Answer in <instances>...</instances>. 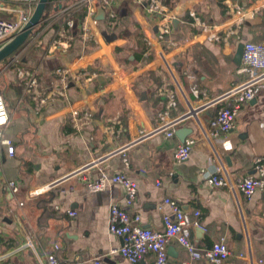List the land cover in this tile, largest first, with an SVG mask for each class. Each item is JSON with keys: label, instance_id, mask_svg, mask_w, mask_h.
<instances>
[{"label": "crops", "instance_id": "1", "mask_svg": "<svg viewBox=\"0 0 264 264\" xmlns=\"http://www.w3.org/2000/svg\"><path fill=\"white\" fill-rule=\"evenodd\" d=\"M61 1L53 3L51 15L43 19L27 48L22 49L23 53L31 51L24 66L38 76L40 99L53 85H61V70L68 69L72 77L64 96H56L45 106L36 98L35 102L26 97L10 111L4 139L11 141L15 153L10 157L4 148L1 152L0 264H48L47 253L55 244L60 245L57 255L65 263L131 264L120 254L109 255L124 243L123 236L111 232L109 222L111 206L123 207L122 185L109 179L90 188L79 175L64 180L45 199L19 206L2 182L17 181L26 190L62 178L97 159H103L101 166L86 171L90 181H98L102 175L111 178L127 174L138 184L137 201L126 209L132 219L139 217L138 225L163 231V216L170 209L160 205L169 198L197 222L191 229V240L198 250L210 249L226 238L231 256L216 264H252L251 259L263 257L264 190H257L248 199L240 191L211 186L206 179L219 165L235 183L260 176V159L264 167L263 91L243 103L234 129L226 135L219 132L207 140L199 137L200 130L191 118L177 125L176 131L193 129L187 138L197 137L190 157L181 163L174 157L182 143L175 134L150 133L161 122L178 119L187 111L158 51L165 49L167 61L195 104L216 99L246 79L238 72L235 56L240 44L264 41V0H157L164 7L162 14L148 12L150 0H113L109 8L95 2L93 18L103 19H98L85 36L80 27L85 17L78 19L81 11L74 13L77 26L68 46L53 49L54 39L66 37L68 29L62 20L53 23L49 18L58 5L69 6L77 0ZM109 10L118 14L115 21ZM192 13L215 30L220 40H210L202 29L193 27ZM163 15L179 22L177 27L173 25L170 37L176 46L158 41ZM90 72L107 84L84 83L82 76ZM171 95L176 96V106L169 109ZM234 103L235 98L229 97L199 113L209 135L214 133L211 121L218 110ZM74 110L81 118L79 127L73 122ZM165 112L168 114L163 120ZM143 133L149 136L130 147L127 169L116 153ZM196 212L199 217H195ZM28 237L31 246L26 245ZM151 260L148 255L140 264ZM186 262L206 264L204 260H190L183 246L170 242L167 264Z\"/></svg>", "mask_w": 264, "mask_h": 264}, {"label": "built area", "instance_id": "2", "mask_svg": "<svg viewBox=\"0 0 264 264\" xmlns=\"http://www.w3.org/2000/svg\"><path fill=\"white\" fill-rule=\"evenodd\" d=\"M39 0H0V49L13 39V37L19 33L23 27L28 23L34 9ZM54 3H62L61 0H53ZM136 3H142L145 0H134ZM95 2L104 3L106 8L112 5L113 0H77L74 4L69 6H62L61 9L56 11L51 19V21L56 23V21L65 22L64 26L67 27V33L64 34L66 37L59 38L58 46L61 48H66L69 44L68 40L72 38V30L76 28L77 22L73 18L74 13L85 8L87 15L81 21L80 27L82 28L85 36L91 31V27L97 25L98 18H93L95 14ZM150 6L148 7V12L151 14H162L164 7L161 6L157 0H150ZM110 11V18L115 21L118 18V14ZM162 17L159 21L157 29V38L161 43L170 44L171 46H176V43L170 40L173 33V18L170 16ZM192 25L195 28L202 29L203 32L207 33L210 40L219 41L220 37L217 32L213 30L210 26H207L199 20L195 13L191 14ZM59 33V32H58ZM57 45L54 48H58ZM17 53L12 57L11 64L20 60ZM165 49L161 48L158 51V56L162 62L166 65L169 75L172 77L177 89L178 94L187 106V111L182 114L178 119L171 121L161 122L158 129L150 134L159 131H167L169 136H173L176 132L175 127L179 125L182 121L191 118L195 121L197 127L200 130L199 137H204L206 140L210 138L211 135H218L219 132L223 134H228L234 129V119L238 114L243 103L251 101L254 99L261 91L264 93V41L261 43L247 42L244 44L242 62L239 67V73L246 76L245 81L238 87L232 89L231 91L225 93L224 95L205 101L204 103L195 104L186 92L183 90L181 83L176 77L171 64L167 61ZM61 80L49 91L47 95L44 93L42 99L36 97L38 103L42 106L47 105L49 101L54 99L56 96H64V89L68 85V79L72 77L68 69L61 70ZM28 76L31 78L30 82L33 84L31 88L39 86L36 83V79L30 73ZM84 83L86 84H96L97 86H104L107 81L103 79L100 75L94 72L84 74L82 76ZM196 97H198V92L194 91ZM39 97L42 93H37ZM175 95L170 96L168 103V108L176 106ZM235 98V103L231 107L220 108L216 116L211 121V126L214 129V133L210 134L202 127L199 121V113L208 107L215 105L224 101L226 98ZM162 118L165 120L167 117V112L164 113ZM166 116V117H164ZM10 121V111L7 102L3 96L0 95V172H1V152L4 148L6 155L12 157L14 156L15 149L11 141L4 139V129L9 124ZM80 115L77 110L73 111V122L76 127L80 125ZM80 129V128H78ZM149 134H141L139 138L130 141L125 147L119 150L116 154H120L122 157L123 164L125 168H130V161L128 158V151L130 147L134 146L141 140L148 137ZM197 142V137L190 136L186 138L183 143H181L174 154L177 163H181L187 160L192 152L193 147ZM114 155V154H113ZM109 156H112L110 154ZM103 160V159H102ZM101 159H97L94 162L86 164L82 169L77 171H71L67 173L66 176L53 179L48 183L39 185L34 188L23 190L19 187L17 181H2L5 183L6 188L11 191V193L17 198L18 205L23 206L27 201L42 200L45 199L46 195L57 189L64 180L71 179L73 177L79 176L81 180L88 184L90 188L99 187L102 183L110 179L111 182L118 183L122 185L125 189V200L123 207L119 205H112L110 208V230L114 234H118L124 237V244L118 249H112L109 255L120 254L131 264H140L144 259L151 255L152 260L148 264H167L168 263V246L169 243L174 241L179 245L183 246L192 261L204 260L206 264H216L226 261L230 256L231 252L227 245L226 238L222 237L218 242L214 243L210 249L205 251H200L195 247V244L191 240V229L193 226L197 225V222L186 213L177 201L166 198L160 205L163 209L168 207L170 209L169 213H165L163 216L164 230L163 231H153L150 228H144L138 225L139 217L131 218L129 209L136 201L138 197V184L136 181L127 174H120L115 177L108 178L105 175L98 181H90L86 174V171L94 166H101ZM262 160L258 161V169L260 171L259 177L246 178L240 183H235L229 172L223 165L217 167V171L213 175H207V183L211 186L218 187H228L233 191H240L246 198L251 199L257 190H264V167L260 164ZM157 185H161L157 182ZM195 217H199L200 213L196 212ZM136 222L135 225H131V222ZM1 229V228H0ZM1 233V230H0ZM27 246H31V239L28 237L26 241ZM61 249L59 244H55L53 248L47 253L48 264H79L76 262H62L57 253ZM251 259V257H250ZM3 257H0V261ZM252 264H264V256L256 260L251 259ZM98 264V262H97ZM184 264H190L186 262Z\"/></svg>", "mask_w": 264, "mask_h": 264}, {"label": "rangeland", "instance_id": "3", "mask_svg": "<svg viewBox=\"0 0 264 264\" xmlns=\"http://www.w3.org/2000/svg\"><path fill=\"white\" fill-rule=\"evenodd\" d=\"M58 40L59 38L57 37L52 42L51 47L53 49L55 45L58 46ZM25 47L27 48V45ZM23 50L18 55L20 58L19 61L11 64L12 58H10L8 61L0 64V95L5 98L9 111H11L14 106L18 105L24 98L31 97L33 100L39 97L37 93H42V91L39 90V86L30 89L33 84L30 82L31 78L28 76V73L34 76L37 80L36 83L38 82V76L34 74L32 69H28L24 66L25 64L22 62V59L26 58L31 51L23 53ZM172 83H174L173 80Z\"/></svg>", "mask_w": 264, "mask_h": 264}, {"label": "water", "instance_id": "4", "mask_svg": "<svg viewBox=\"0 0 264 264\" xmlns=\"http://www.w3.org/2000/svg\"><path fill=\"white\" fill-rule=\"evenodd\" d=\"M49 3L50 0L38 1L28 23L23 27V29L19 33H17L13 37L11 41H9L0 49V64L12 58L15 54L19 53V51L22 50L27 45L35 29L42 23ZM62 6L63 5L60 4L57 7H55V11L61 9ZM98 19H103V18L98 17ZM172 23L175 27H177L179 22L177 20H173ZM107 34H108L107 31H104L103 35H105L106 38H107ZM243 48L244 45L240 44L235 56V62L238 65H241L242 62ZM24 61H26L25 58L22 59V62ZM192 131L193 129L191 128H181L175 132V135L183 143L185 139L192 133Z\"/></svg>", "mask_w": 264, "mask_h": 264}, {"label": "trees", "instance_id": "5", "mask_svg": "<svg viewBox=\"0 0 264 264\" xmlns=\"http://www.w3.org/2000/svg\"><path fill=\"white\" fill-rule=\"evenodd\" d=\"M54 3V1L53 0H50V3H49V5H48V7H47V10H46V13H45V16H44V18H47L48 16H50L51 14V11H52V9H53V4ZM81 11V14L79 15V18L78 19H83L84 17H85V15H86V9L85 8H83V9H81L80 10ZM61 24H65V22L63 23H61ZM61 27V26H60ZM60 27H59V29H60ZM59 29L57 30V33L59 32ZM22 50H20L19 52H21ZM9 60V59H8ZM7 60V61H8Z\"/></svg>", "mask_w": 264, "mask_h": 264}]
</instances>
